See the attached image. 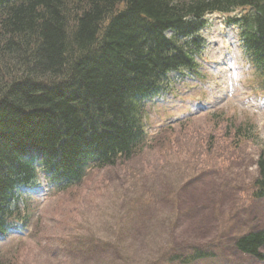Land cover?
<instances>
[{
  "label": "trees",
  "instance_id": "trees-1",
  "mask_svg": "<svg viewBox=\"0 0 264 264\" xmlns=\"http://www.w3.org/2000/svg\"><path fill=\"white\" fill-rule=\"evenodd\" d=\"M243 5L264 10L262 0H0V236L24 221L20 186L44 179L54 193L67 194L82 171L140 155L135 96L147 91L149 77L185 58L162 31H188L189 17L209 7ZM167 135L156 139L154 153L166 150ZM40 156L36 173L31 164ZM257 166L263 180L244 192L256 202L264 196L263 151ZM242 214L245 226L229 247L264 262V223L255 225L263 219L249 208ZM7 242L0 240V264H15L18 252ZM201 246H189L187 255L166 250L163 264H189L202 256Z\"/></svg>",
  "mask_w": 264,
  "mask_h": 264
},
{
  "label": "rangeland",
  "instance_id": "rangeland-1",
  "mask_svg": "<svg viewBox=\"0 0 264 264\" xmlns=\"http://www.w3.org/2000/svg\"><path fill=\"white\" fill-rule=\"evenodd\" d=\"M219 26L212 21L207 38L213 42L205 55L212 60L221 52L226 69L222 74L214 71L215 78L208 81L211 104L245 111L256 130L253 141L243 142L241 155L226 158L230 164L225 173L234 175L239 190L229 192L219 204L211 171L199 174L184 192L176 191L192 173L181 161L192 162L194 147L179 135L164 143L162 156L161 152L144 153L99 171L64 198L41 199L43 218L33 230L34 238L17 236L15 241L22 243L15 264H161V253L166 250L165 254L185 252V245L207 244L227 227L237 230L230 218L239 217L237 201L257 174V151L264 146V96L250 90L252 76L238 52L233 30ZM214 128L217 124L212 122L202 130ZM193 131L201 132L197 123ZM163 156L167 159L162 160ZM221 165H225L223 160ZM192 167L200 165L196 162ZM206 189L210 192L204 197ZM260 212L264 216V207ZM231 255L220 258L218 264H256Z\"/></svg>",
  "mask_w": 264,
  "mask_h": 264
},
{
  "label": "bare ground",
  "instance_id": "bare-ground-1",
  "mask_svg": "<svg viewBox=\"0 0 264 264\" xmlns=\"http://www.w3.org/2000/svg\"><path fill=\"white\" fill-rule=\"evenodd\" d=\"M262 44H264V42H262ZM262 44H258L257 45V50H258V52L260 53V54H264V46L262 45ZM37 71L36 70H33V73L35 74ZM27 78L29 77V76H26ZM26 77H24V78H26ZM19 80H20V78H18ZM18 79H14L13 81H12V84H15V83H17L19 80ZM17 150H20V148H17ZM31 153L32 152H37V153H42V151H40V150H37V149H32V151H30ZM34 155H36V154H34ZM25 157V156H24ZM41 158H42V156H40ZM5 202H6V200H5Z\"/></svg>",
  "mask_w": 264,
  "mask_h": 264
}]
</instances>
